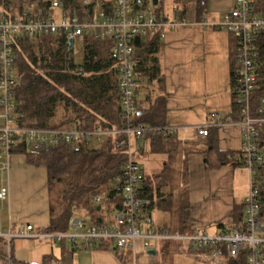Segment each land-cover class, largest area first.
Instances as JSON below:
<instances>
[{
    "label": "built area",
    "instance_id": "obj_1",
    "mask_svg": "<svg viewBox=\"0 0 264 264\" xmlns=\"http://www.w3.org/2000/svg\"><path fill=\"white\" fill-rule=\"evenodd\" d=\"M150 1V0H149ZM152 1V0H151ZM78 11H71L59 0H52L50 13L40 17L22 12L13 19L0 17V202L8 199V174L12 149L23 144L33 149L41 146H57L66 142H99L103 137L122 136L119 145L125 147V162L113 180V189L120 194L121 207L117 208L113 222H89L87 218L74 216L69 229L62 232L34 233L31 225L19 228L16 233H4L6 239V264H12V237L41 236L56 241L71 243L72 249L87 251L95 244L112 243L114 250L123 254L128 248L141 243L149 258L155 256L160 240L176 243V257H186L208 264H220L224 256H240L244 264H264V221L261 213L262 192L264 191V146L259 145L256 123L264 119L252 118L248 114L250 93L254 89L257 76L255 58L259 50L255 36L264 32V16L255 15L252 0H233V5L219 23L200 21L203 26L223 27L235 36V83L244 107L241 124V155L248 170L249 190L243 198V217L240 229L193 231L190 233L148 226L144 222V211L152 200L143 194L144 175L135 159L134 143L143 134L158 128L136 124L133 121L137 111L133 59L134 40L153 37L180 24L174 17L156 12L154 5L142 0H79ZM60 8L61 21L54 19L53 13ZM175 10L173 11V14ZM64 34L68 39L82 40L87 35L94 39L110 40L111 56L116 62L118 89L120 96V116L124 127L114 129H81L74 125L45 128L19 124L15 110L17 103L13 92L15 84V56L13 43L20 35ZM259 111H262L260 108ZM218 125L221 114L215 112ZM208 125H196L199 136L208 134ZM108 191L103 190L92 198L95 204L106 201Z\"/></svg>",
    "mask_w": 264,
    "mask_h": 264
},
{
    "label": "trees",
    "instance_id": "obj_2",
    "mask_svg": "<svg viewBox=\"0 0 264 264\" xmlns=\"http://www.w3.org/2000/svg\"><path fill=\"white\" fill-rule=\"evenodd\" d=\"M71 11H78L79 0H59ZM51 0H0V17L13 19L22 12L45 17L50 13ZM200 2L198 1V5ZM255 44L259 50L255 58L257 81L250 93L248 114L252 118L264 119V32L255 36ZM83 61L76 64L64 34H38L35 36L20 35L15 38L13 50L15 56V84L13 92L17 107L15 110L19 124L45 128H59L74 125L81 129H118L124 127L120 116V96L118 89V73L116 62L111 56V41L83 36L81 40ZM135 61L134 73L138 82L157 81L163 88V77L160 71L158 53L160 49L159 34L153 37L136 38L133 42ZM231 88L232 109L230 118L240 121L244 102L236 89L235 54L231 56ZM135 102L137 111L133 121L148 127L158 128L143 134L153 146V151L165 150L170 134L166 129V103L163 94L154 98L153 102L144 105L149 98ZM262 111H259V109ZM259 145L264 146V121L256 123ZM122 136H105L103 143L92 145L87 142L79 144L60 143L57 146H41L33 149L20 144L12 153L22 154L27 164L45 167L48 175V186H60L59 205L50 203V223L42 231L62 232L69 228L70 219L75 213L93 215L96 221L103 220L98 215L102 207L111 203L121 207L120 194L114 191L113 180L121 171L125 162V147L119 145ZM140 139V140H141ZM212 147H210L209 151ZM135 154V153H134ZM221 154L211 157L214 165L227 163ZM223 156H225L223 154ZM208 163L209 156L205 157ZM167 170V169H166ZM165 170L153 176H144L143 194L153 198V193L161 194L165 184ZM163 175V176H162ZM153 177V178H152ZM162 177V178H161ZM148 179V181H147ZM161 179V180H160ZM152 180L161 182L152 185ZM108 191V197L101 205L93 203V196L101 191ZM262 208L260 215L264 221V191L262 192ZM59 209V210H58ZM236 209V207H235ZM58 210V211H57ZM239 214L233 218L228 230L240 229L243 217V204ZM187 222L183 220L182 229ZM2 238H0L1 241ZM2 242V241H1ZM64 245V241H61ZM0 251L1 264H6V253ZM108 247V242L103 243ZM74 249L65 247L59 259L46 257L41 264H73ZM12 264H32L17 261L13 257ZM220 264H244L240 256H224Z\"/></svg>",
    "mask_w": 264,
    "mask_h": 264
},
{
    "label": "crops",
    "instance_id": "obj_3",
    "mask_svg": "<svg viewBox=\"0 0 264 264\" xmlns=\"http://www.w3.org/2000/svg\"><path fill=\"white\" fill-rule=\"evenodd\" d=\"M198 1L200 2L199 5ZM142 2L152 3L158 14L169 18L174 17L181 23L172 29L166 30L164 36L160 37L158 61L163 77L162 90L159 88L157 81L147 83L145 80L137 81L136 89L137 100H144L145 95L149 93L150 100L146 99L144 105L153 102L158 95L163 94L165 96L166 129L164 134H170L171 136L165 141L167 146L161 152L153 151V146L149 140L139 139L134 143L135 159L137 160L136 156L138 155L148 157L150 154L159 153L172 156L177 145L181 142L178 139L179 133H192L198 140L205 141L207 149L203 152L206 156H209L210 163L215 164V159H211V157L218 156L219 153L221 154L220 159L226 158L227 163H232L233 159H235L234 165L240 162L243 163L240 153L242 126L239 121L230 118L232 109L231 56L235 50V36L228 30H224L223 27L200 24L202 20L221 22L232 7L233 0H157L156 4L153 3V0L146 2L142 0ZM252 7L255 15L264 16V0H252ZM174 10L175 13L173 14ZM142 88H145L147 92L140 97L139 93ZM215 112L221 114V125L216 124ZM204 124L208 125V134L206 136L197 135L194 127ZM190 143L193 144L195 141ZM210 147H212V151H209ZM13 155H18V153H13L11 157ZM236 158H239V160ZM11 169L12 165H10L8 174V199L0 202L7 218L0 220V230L4 233H16L19 228L31 225L34 233L46 232L42 230L47 228L50 223V205L48 211L42 209L38 212H29L28 216H23L21 210L26 206V200L22 197L21 178L25 171L18 173V171ZM166 169L168 170L167 166H164L163 170L165 172ZM155 174L158 173L149 175L143 172L145 177ZM152 181V185L156 186V181ZM166 182L163 187L167 184ZM163 187L160 190L161 194L154 192L153 198L149 197L152 203L145 208L143 216L144 222L148 226L152 218L151 212L156 208H161L164 203ZM241 204H243V200ZM96 205H101V203ZM74 216L79 215L75 213L72 217ZM81 217L87 218V215L82 214ZM102 217L103 220L100 221H96L94 218L91 219L92 222L114 221L109 217L106 219H104V216ZM185 226H187V223ZM182 227L183 224L179 223L176 228L177 231L182 232ZM162 228L172 231L167 226ZM0 238H2L3 244L5 243L4 252L6 253V239L4 237ZM171 241H158L153 258H149L140 242L136 243L134 250L128 248L121 255L114 250L112 243H109L107 248L103 247V243H98L87 250L91 253L84 257L82 264H146L147 260L150 262L149 264H174L176 245L173 244L172 249H170V243L168 242ZM64 242L63 245L61 241L41 236H13L11 239V256L17 261L41 264L46 257L59 259L64 246L70 247L67 246L66 241ZM0 251H3L1 245ZM1 262L0 259V264Z\"/></svg>",
    "mask_w": 264,
    "mask_h": 264
},
{
    "label": "rangeland",
    "instance_id": "obj_4",
    "mask_svg": "<svg viewBox=\"0 0 264 264\" xmlns=\"http://www.w3.org/2000/svg\"><path fill=\"white\" fill-rule=\"evenodd\" d=\"M53 16L55 21H61L60 8L54 10ZM224 30L226 29L224 28ZM72 49L75 63L81 64L83 52L82 44L78 39L74 40ZM146 92L147 90L142 88L139 96L142 97ZM179 134L178 139L181 142L177 145L172 156H167L166 153L150 154L148 157L136 156L140 168L145 174L159 173L164 166L168 168L164 176L167 184L162 189L164 203L161 208H156L151 212L150 225L167 226L173 233L178 230L176 228L179 223H183L185 220L187 229L181 230L185 233L228 230L233 218L240 213L239 207L249 190L247 168L241 162L234 165L235 159L232 163L221 166L210 162L206 163V154L203 152L207 149L205 141L198 140L192 133ZM103 141L90 142V144H102ZM192 141L195 143L191 144ZM10 165L18 173L25 171L21 178L22 197L26 200V206L21 210L23 216L42 209L48 211L50 203L58 207L60 186H48L46 169L43 166H36V168L27 164L24 156L20 154L11 157ZM160 183L156 182V185ZM106 213L107 215H105ZM115 214V207L111 203L108 206L104 205L98 212V215L104 216V219L108 217L114 219ZM76 215L82 216L81 213H76ZM91 218L94 216L87 215L88 221L92 222ZM5 219H7L6 213L0 206V220ZM168 243H170V249L173 244L176 245L174 241ZM67 246L72 248L69 242H67ZM89 253L91 251L76 249L73 253V264H82L84 257ZM149 263L147 260L146 264ZM174 264L208 263L186 257H176Z\"/></svg>",
    "mask_w": 264,
    "mask_h": 264
},
{
    "label": "water",
    "instance_id": "obj_5",
    "mask_svg": "<svg viewBox=\"0 0 264 264\" xmlns=\"http://www.w3.org/2000/svg\"><path fill=\"white\" fill-rule=\"evenodd\" d=\"M153 3L156 4L157 3V0H153ZM67 44H68V48L70 49L72 47V40L71 39H68L67 40Z\"/></svg>",
    "mask_w": 264,
    "mask_h": 264
}]
</instances>
